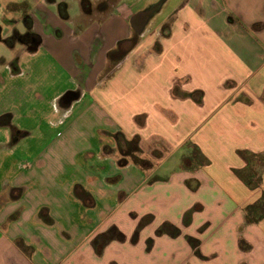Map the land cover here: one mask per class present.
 <instances>
[{
	"label": "crops",
	"instance_id": "crops-1",
	"mask_svg": "<svg viewBox=\"0 0 264 264\" xmlns=\"http://www.w3.org/2000/svg\"><path fill=\"white\" fill-rule=\"evenodd\" d=\"M120 1L0 0L70 80L0 124V264H264V0Z\"/></svg>",
	"mask_w": 264,
	"mask_h": 264
},
{
	"label": "rangeland",
	"instance_id": "rangeland-1",
	"mask_svg": "<svg viewBox=\"0 0 264 264\" xmlns=\"http://www.w3.org/2000/svg\"><path fill=\"white\" fill-rule=\"evenodd\" d=\"M100 1L101 0H97V3ZM136 2H138V0L120 1L121 4H124L127 7H131ZM0 3L2 4L0 6V28L2 29L0 34V124L7 122V115L14 114L16 117L19 116V120L17 119L14 123L15 126L17 124L20 125L23 122L30 124L31 127H40L41 124H45V127L48 125L45 128L47 129L45 140L48 142L56 136L57 132V129L52 126L53 123L57 122L55 109L57 107H62V100L59 99L55 101L54 99L56 92L60 90L59 86L64 90V86L70 80H68L67 75L58 74L57 70H52L54 72L51 71L50 67L54 66V63L50 57L44 55L43 52L36 51V53H30L29 51H25L26 49L21 43L22 41L18 39V36L25 33L26 25L23 21L20 23L17 22L18 18L22 20L21 15H23L22 13L24 10L22 8L12 9L11 7L10 9H7L2 2ZM82 4V10L87 12L90 7L88 8L85 1H83ZM48 8L50 12H55V7L53 5L48 6ZM97 10V8H93L92 10L94 12H92V16L94 14L95 18L100 16L99 13L96 12ZM79 11V2H73V6L70 7L69 12L71 18L79 19ZM82 26L83 25L80 24V28ZM43 27L46 32L54 30L49 23H45ZM18 58L23 67V74L19 75L16 80H13L9 66ZM55 79L57 81H55ZM72 86H70V88H72L69 89V91H77L76 86ZM18 92H20L22 97L25 98V101L13 103V98L18 95ZM8 127L0 125V140L4 138L2 134L6 129H9ZM53 129H55V131ZM51 130H53V133ZM17 138L20 137L18 135L12 137V139ZM39 141L40 138L37 139L36 136L26 137V142L28 143H38ZM177 151L176 156H179V158L182 153L187 154V151ZM153 158V161H158V156L154 155Z\"/></svg>",
	"mask_w": 264,
	"mask_h": 264
},
{
	"label": "trees",
	"instance_id": "trees-1",
	"mask_svg": "<svg viewBox=\"0 0 264 264\" xmlns=\"http://www.w3.org/2000/svg\"><path fill=\"white\" fill-rule=\"evenodd\" d=\"M242 158H245L246 154L245 152H239L238 153ZM246 217L247 220L249 222H258L262 219H264V195L261 198V200L259 202H257L254 205H251L249 207H247L246 209ZM111 238V237H110ZM101 239L105 240V237H101ZM100 240V238H99ZM97 248V251L100 252L101 251V247H99L98 245L95 246Z\"/></svg>",
	"mask_w": 264,
	"mask_h": 264
}]
</instances>
